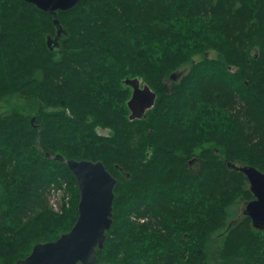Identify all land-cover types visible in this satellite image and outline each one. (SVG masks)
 <instances>
[{"label":"trees","instance_id":"obj_1","mask_svg":"<svg viewBox=\"0 0 264 264\" xmlns=\"http://www.w3.org/2000/svg\"><path fill=\"white\" fill-rule=\"evenodd\" d=\"M56 17L58 51L52 14L0 0V101L16 100L0 115V264L75 221L48 208L47 188L75 178L46 151L100 160L117 180L94 264H264V230L243 213L227 222L253 198L227 162L264 172V0H82ZM133 77L156 97L130 120Z\"/></svg>","mask_w":264,"mask_h":264},{"label":"water","instance_id":"obj_2","mask_svg":"<svg viewBox=\"0 0 264 264\" xmlns=\"http://www.w3.org/2000/svg\"><path fill=\"white\" fill-rule=\"evenodd\" d=\"M53 16L55 35L46 36V45L50 50L59 48V39L67 31L59 23L56 13L67 10L82 0H24ZM183 71L170 74L177 80ZM138 77L125 78L123 84L131 88L126 101L129 119L142 118L145 111L154 104L156 92ZM34 117L30 119L33 122ZM47 158L64 162L73 174L79 200L77 216L70 229L61 233L54 240L39 241L32 245L31 251L16 264H94L97 258L96 249L103 248L106 230L112 224L113 188L116 178L107 170L102 161L64 158L61 154L46 151ZM193 159L190 160V163ZM227 166L242 172L248 181L253 198L245 203L243 213L251 220V225L258 230L264 229V172L253 165L227 162Z\"/></svg>","mask_w":264,"mask_h":264},{"label":"rangeland","instance_id":"obj_3","mask_svg":"<svg viewBox=\"0 0 264 264\" xmlns=\"http://www.w3.org/2000/svg\"><path fill=\"white\" fill-rule=\"evenodd\" d=\"M205 53L209 57H215L216 56V52L213 51L212 49L205 51L204 54ZM199 59H201V53H197V54L193 55L194 61H197ZM191 63H192L191 61L183 63L182 66H180L179 68L184 69L186 72V70L189 69ZM141 82L144 83L143 81H141ZM14 102H16V100L4 101V102L0 101V106H1L0 112L4 113V112H6V110L11 109L10 105L13 104ZM95 131L100 136H108L112 132V130L109 126L108 127L96 126ZM54 150L62 151L57 146L54 147ZM63 152L67 153V154H75V155L77 154L69 146H66ZM46 161L49 165H55V164L61 165V161H60V163H58L57 161H54L52 159L46 160ZM236 163H238V162H236ZM114 187H115V185H114ZM45 193H46V195H45L46 203L48 205V208L52 212H54L58 216L59 215L62 216L63 214L65 215L67 213L68 214L72 213V215L73 214L76 215L77 204H78V200H79L78 187H77L76 180H69L68 177L66 178L64 176L57 183H54L53 186H50L49 188H47V191ZM113 193H114V188H113ZM121 201H122V197H120L119 199L116 200V202H115L116 208H120ZM246 202L247 201H243V202H238L236 204L234 203L235 205L234 204L231 205V207L229 208L231 214L227 220L228 224L230 223V221L237 219L239 217V215H242L241 213H243V209H244ZM112 206H113V202H112ZM139 221H141V220H139ZM250 222H251V220H250ZM69 229L70 228H68L67 230H65L61 233H64V232L68 231ZM255 230H258V229H255ZM262 230H264V229H262ZM259 231H261V230H259ZM37 241H42V240H37ZM30 251H31V249H30ZM103 254L104 253H102V255ZM102 255H100L101 258H102ZM100 264H110V263L106 259L102 258Z\"/></svg>","mask_w":264,"mask_h":264},{"label":"bare ground","instance_id":"obj_4","mask_svg":"<svg viewBox=\"0 0 264 264\" xmlns=\"http://www.w3.org/2000/svg\"><path fill=\"white\" fill-rule=\"evenodd\" d=\"M232 72H233V71H232ZM87 114H88V113H87ZM91 114H92V113H91ZM39 118H40V117H39ZM42 118L44 119L45 117L43 116ZM42 118H41V120H42ZM33 121H34V120H33ZM30 122H31V121H30ZM32 124H33V123H32ZM27 137H28V136H27ZM39 139H40V138H39ZM43 139H44V138H43ZM32 141H33V140H32ZM46 141H47V140H46ZM42 142H43V141H42ZM47 142H48V141H47ZM45 144H46V143H45ZM40 145H41V144H40ZM136 147H137V146H136ZM137 148H138V147H137ZM137 148H136V150H138ZM141 148H142V147H141ZM141 148L139 147V150H140ZM49 150H51V148H50ZM52 150H54V149H52ZM52 150H51V151H52ZM141 150H142V149H141ZM124 153H125V152H124ZM139 153H140V151H139ZM66 154H67V153H66ZM135 154H136V152H135ZM136 156H138V154H137ZM139 156H140V155H139ZM186 156H187V155H186ZM188 158H189V157H188ZM182 164H183V163H182ZM203 176H204V175H203ZM0 195H1V194H0ZM234 205H235V204H234ZM0 208H1V207H0ZM2 208H3V207H2ZM2 216H3V214H2ZM10 217H11V215H10ZM3 219H4V218H3ZM6 219H7V217H6L4 220H5L6 222H8L9 220L7 221ZM2 221H3V220H2ZM2 221H1V222H2ZM6 222H5V223H6ZM1 224H2V223H1ZM1 224H0V225H1ZM7 224H8V223H7ZM9 225H10V224H9ZM12 226H13V225H12ZM3 238H4V237H3ZM0 239H1V238H0ZM4 243H5V242H4Z\"/></svg>","mask_w":264,"mask_h":264},{"label":"flooded vegetation","instance_id":"obj_5","mask_svg":"<svg viewBox=\"0 0 264 264\" xmlns=\"http://www.w3.org/2000/svg\"><path fill=\"white\" fill-rule=\"evenodd\" d=\"M54 35H55V34H54ZM54 35H53V36H54ZM54 50H57V51H58V50H59V48H54ZM130 94H131V93H130ZM129 97H130V96H129ZM0 109H1V106H0ZM1 114H3V113H2V112H0V115H1ZM31 123H33V122H31ZM190 164H191V163H190Z\"/></svg>","mask_w":264,"mask_h":264}]
</instances>
